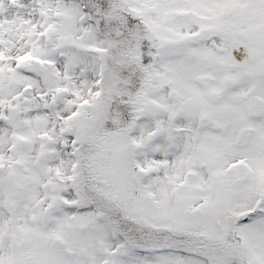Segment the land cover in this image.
I'll return each mask as SVG.
<instances>
[{
    "label": "snow or ice",
    "instance_id": "obj_1",
    "mask_svg": "<svg viewBox=\"0 0 264 264\" xmlns=\"http://www.w3.org/2000/svg\"><path fill=\"white\" fill-rule=\"evenodd\" d=\"M0 264H264V0H0Z\"/></svg>",
    "mask_w": 264,
    "mask_h": 264
}]
</instances>
